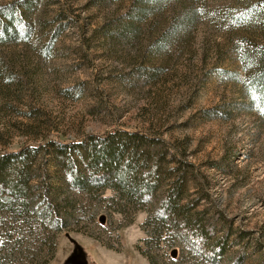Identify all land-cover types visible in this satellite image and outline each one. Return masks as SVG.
Wrapping results in <instances>:
<instances>
[{
	"label": "rangeland",
	"instance_id": "rangeland-1",
	"mask_svg": "<svg viewBox=\"0 0 264 264\" xmlns=\"http://www.w3.org/2000/svg\"><path fill=\"white\" fill-rule=\"evenodd\" d=\"M100 1L44 0L31 21L23 14L27 37L0 45V153L147 123L186 146L187 159L209 180L213 210L241 232L233 252L248 245L250 254L254 241L264 245V112L242 91L236 45L260 46L264 19L232 23L222 8L231 15L259 0H225L229 6L210 12L198 0H171L135 24L129 15L140 0ZM175 19L170 32L180 33L159 42ZM104 22L121 37L109 47L97 32ZM213 108L227 117H204ZM46 160L55 172L50 153ZM106 216L104 225L95 216L59 233L47 264H150L140 251L146 213ZM171 246L157 264L173 263Z\"/></svg>",
	"mask_w": 264,
	"mask_h": 264
},
{
	"label": "trees",
	"instance_id": "trees-1",
	"mask_svg": "<svg viewBox=\"0 0 264 264\" xmlns=\"http://www.w3.org/2000/svg\"><path fill=\"white\" fill-rule=\"evenodd\" d=\"M167 1L171 2L138 1L129 21L135 24ZM198 1L209 12L229 6L225 0ZM43 2L0 5V45L25 39L31 25L23 14L30 19ZM101 5L99 0L96 6ZM222 10L232 23L251 18L259 21L264 19V0L246 4L231 15ZM179 23L175 19L158 41L167 40L172 33L177 36L181 29L170 31ZM112 24L104 22L97 31L108 47L121 40ZM49 40L54 41L53 37ZM51 42L46 46L50 48ZM236 46L244 69L242 91H247L254 111L264 112V42L260 46L238 42ZM227 112L213 108L204 117L226 118ZM146 124L137 131L114 128L101 135L88 133L69 144L48 140L0 153V264H47L57 235L81 221L92 223L99 209L127 219L139 211L146 213L140 251L150 264H157L155 259L169 244L173 245L169 253L172 264H243L254 258L251 264H264L260 242L254 241L250 254L246 253L248 245L233 252L241 232L213 210L209 180L187 159L186 146L165 140ZM49 153L55 172L46 160ZM106 215L96 221L104 225Z\"/></svg>",
	"mask_w": 264,
	"mask_h": 264
}]
</instances>
